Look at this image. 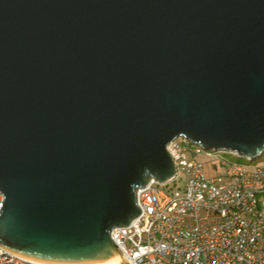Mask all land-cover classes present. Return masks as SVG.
<instances>
[{
    "label": "water",
    "instance_id": "obj_1",
    "mask_svg": "<svg viewBox=\"0 0 264 264\" xmlns=\"http://www.w3.org/2000/svg\"><path fill=\"white\" fill-rule=\"evenodd\" d=\"M181 137L264 153V0H0L2 248L120 254Z\"/></svg>",
    "mask_w": 264,
    "mask_h": 264
},
{
    "label": "built area",
    "instance_id": "obj_2",
    "mask_svg": "<svg viewBox=\"0 0 264 264\" xmlns=\"http://www.w3.org/2000/svg\"><path fill=\"white\" fill-rule=\"evenodd\" d=\"M190 146L203 150L184 137L167 143L174 175L137 189L141 212L112 228L111 242L125 264H264V166L223 151L234 161L220 159L226 172L207 179L202 162L183 159ZM0 264L45 263L0 246Z\"/></svg>",
    "mask_w": 264,
    "mask_h": 264
},
{
    "label": "rangeland",
    "instance_id": "obj_3",
    "mask_svg": "<svg viewBox=\"0 0 264 264\" xmlns=\"http://www.w3.org/2000/svg\"><path fill=\"white\" fill-rule=\"evenodd\" d=\"M178 141H181V139ZM193 150H194L193 146H190V148L183 150L182 157L184 160H190V161L197 160L199 162H202L203 163L202 170H204V175L207 179H210V177L217 176V175L220 176L226 172V169H224V166L222 167L220 162H219L220 159L224 158L228 162L230 160L234 161V159H232L230 156H228L226 154V152L210 153V152H205V151L201 150V152L199 154H193ZM207 154H210V156L208 157ZM237 160L245 163V165H251V164L259 163V165L264 166V154H262L261 156H258L256 159H254L251 162L245 160V158L244 159L238 158ZM182 174H181V176H182ZM172 183L173 182H171L169 184H172Z\"/></svg>",
    "mask_w": 264,
    "mask_h": 264
},
{
    "label": "bare ground",
    "instance_id": "obj_4",
    "mask_svg": "<svg viewBox=\"0 0 264 264\" xmlns=\"http://www.w3.org/2000/svg\"><path fill=\"white\" fill-rule=\"evenodd\" d=\"M27 259H30V260H33L34 259V260H37V261H41V260L36 259L34 257H28ZM41 262L42 263H45V264H47V263H49V264H68V263H62V262L61 263H56L55 261H47V262L41 261ZM75 264H82V263H75ZM86 264H125V261H124V258L120 256V254H118V255L116 254L115 256L105 257L104 259H102V260H100L98 262L91 261V262L86 263Z\"/></svg>",
    "mask_w": 264,
    "mask_h": 264
},
{
    "label": "trees",
    "instance_id": "obj_5",
    "mask_svg": "<svg viewBox=\"0 0 264 264\" xmlns=\"http://www.w3.org/2000/svg\"><path fill=\"white\" fill-rule=\"evenodd\" d=\"M264 154V153H263Z\"/></svg>",
    "mask_w": 264,
    "mask_h": 264
}]
</instances>
